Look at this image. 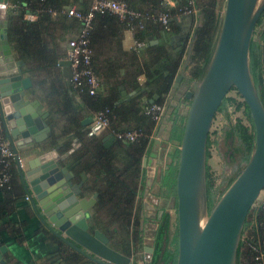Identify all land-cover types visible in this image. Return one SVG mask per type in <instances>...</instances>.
I'll use <instances>...</instances> for the list:
<instances>
[{"label": "water", "instance_id": "1", "mask_svg": "<svg viewBox=\"0 0 264 264\" xmlns=\"http://www.w3.org/2000/svg\"><path fill=\"white\" fill-rule=\"evenodd\" d=\"M7 1L0 0V118L16 165L19 162L18 150L29 157L27 164L30 170L24 173L18 167V176L35 216L80 256L76 264L82 261H87L86 264L149 262L151 247L142 246L139 257L135 253L127 256L108 247L101 232L88 231L89 216L84 208L94 203L96 193L88 200L77 198L76 195L83 191L85 175L79 173L81 180L75 182L73 169L77 161L64 163L79 146L77 138H73L70 147L61 154L55 149L40 151L43 148L41 143L50 135L45 122L48 112L42 111L36 100L27 98L31 93L28 91L30 80L22 76L6 38ZM263 9L264 0H224L220 25L206 68L198 80L192 81L193 87L182 94L189 102L175 174L173 201L177 252L174 264H235L242 223L248 209L264 189V108L252 84L247 64L249 40ZM57 64L62 68V75L68 77L69 61L62 59ZM180 78L179 72L170 92L177 87ZM231 86L248 107L254 128L253 145L247 162L206 212V136L215 110ZM155 97L148 102L152 103ZM176 102L172 100L170 105ZM80 124L89 126V135L100 129L99 125L92 124L90 116ZM113 140V136L107 134L102 137V144L107 147ZM156 144L157 141L153 140V150ZM49 187L51 189L46 192ZM6 250L1 244L0 264H10L4 255Z\"/></svg>", "mask_w": 264, "mask_h": 264}, {"label": "trees", "instance_id": "2", "mask_svg": "<svg viewBox=\"0 0 264 264\" xmlns=\"http://www.w3.org/2000/svg\"><path fill=\"white\" fill-rule=\"evenodd\" d=\"M86 1L88 2L87 7L85 5ZM121 1L131 9L139 10L146 15H155L165 9L170 16L168 19L170 27L175 21L174 14L177 13V7L186 5V0H175V6L167 7L162 4L163 0H133L137 4L139 3L141 7L132 4L131 2L133 1ZM8 2L13 6L8 7L6 11L7 38L11 43L14 53L27 66L32 62L49 60L48 55L45 51H42L38 42L41 32L44 31L46 24L51 20L50 17H53L52 15L54 14L58 17L62 15L65 17L64 11L67 7H74L81 12H85L91 0H8ZM192 5L196 8L197 20L199 22L195 29L194 41L188 62V76L193 81L200 78L210 59L220 25V16L217 12L218 0H192ZM26 14H33L36 16V19L33 21L27 20L23 17ZM108 16L112 17L113 15L108 12H96L91 21V27L95 19L103 20L109 18ZM74 20L77 22L78 27V21ZM122 23L127 28L126 22L122 21ZM255 26H259L260 30H258L256 38L252 37V31L248 44L247 64L252 84L264 108V77L262 71L264 52L262 53L261 47V43L264 42V9L258 15L254 24ZM157 30H162L158 22L145 19L143 20V27L133 31V37L144 42L146 35L152 34ZM88 36L90 46L91 29ZM154 51L156 60L166 58L163 49L157 48ZM177 67L178 58L175 61L172 60L155 66L153 75L147 76V82L144 87L140 88L142 89L141 92H146V99H150L156 94L157 97L153 102L159 104L164 102ZM69 88L65 87L64 90L66 91ZM229 91H233L234 96H228L227 93ZM82 93H84L82 94L83 104L88 109L98 110L108 108L113 129H138L144 135V137H140L139 141L133 142L114 139L109 147H104L100 138H96L94 135L88 136L86 132H81L80 123L76 116L77 107L72 104L70 98L61 99L60 101L61 114L65 113L68 115L69 127L74 130L75 136L82 141L83 149L80 155H78V158L81 160L80 171L90 175V190L97 192L96 207L94 209L96 216L90 223L88 230L98 229L107 238L106 245L108 247L121 254L130 256L142 248L141 230L137 226L136 201L140 188L141 159L146 151L149 150L152 143L149 136L152 134L154 128V123L143 113L142 109L143 105L148 102L146 100L142 103L143 105L137 102L129 104L130 108L136 109L137 112L139 110V113L135 117L136 124L133 127L126 128L118 125V121L123 113L119 106L116 105V99L102 97L97 91L94 96H90L85 92ZM228 108H232V111H240L242 118L234 119V123L224 133V140L232 136H236L239 139L242 145L241 160L246 163L253 145L254 128L248 107L233 86L222 97L215 113H225L226 116H229L228 113L226 114ZM185 115L186 113H180L177 108L173 107L169 116V119L172 120L170 138L176 140L177 146H179ZM244 120L247 124L242 123ZM173 133H176V135L174 136ZM209 135L208 132L205 142L204 167L206 212H209L212 205L216 202L213 200V182L206 164L208 148L211 145ZM178 154L179 150L177 147L172 157L173 164L170 163L166 167V170L171 169L169 174H172L173 185L170 186L172 188L170 192L164 193L165 200L169 196L174 197L175 195V174ZM8 170L11 177H17L13 159L10 161ZM164 179L165 176L162 177V185L166 184L167 180L164 181ZM169 182L168 180V184ZM11 190H14L13 187ZM11 190L5 191L9 197ZM154 219L156 221V228L152 233L153 237L150 244L152 253L149 262L145 264H174L177 252L176 216L172 235L169 234V215L163 208L159 214H155ZM130 225L134 227L132 236L129 233ZM41 231H44V234L58 245V250L64 253L62 254V262L72 264L78 262L80 256L73 249L46 230L41 229ZM251 246L255 247V250ZM259 251H264V208H260L254 204L248 209L242 223L236 247L235 264H260L254 259Z\"/></svg>", "mask_w": 264, "mask_h": 264}, {"label": "crops", "instance_id": "3", "mask_svg": "<svg viewBox=\"0 0 264 264\" xmlns=\"http://www.w3.org/2000/svg\"><path fill=\"white\" fill-rule=\"evenodd\" d=\"M8 3V1L5 3L6 11ZM131 3L141 7L135 1ZM85 5L87 7V1ZM52 16L50 17V22L46 24L44 31L41 32L38 42L42 51H45L48 55L49 60L32 62L26 66L14 53L8 38L7 42L11 47L14 61L21 69L22 76L28 77L30 80L31 87L28 91H31V93L27 98L29 100H36L41 105V110L48 112L45 122L49 126L50 135L41 143L43 148L40 151L55 149L61 154L70 147L72 139L77 138L79 146L67 157L64 163L70 160L77 161L73 169L75 172L73 180L78 182L81 180L79 173L82 172L80 171L81 160L78 158L83 149L82 141L75 136L74 130L69 127L68 115L65 113L61 114L60 101L61 99L70 98L72 104L77 107L76 116L79 123L87 116L91 117L94 110L88 109L83 104L82 94L84 93L72 88L68 79L69 76L64 77L61 66L57 64L58 61L65 59L66 36L67 33L76 31L78 28L77 22L72 17H64L63 15L58 17L55 14ZM23 17L30 21L36 19V16L33 14H26ZM198 23L197 12L193 15L182 14L175 18L171 27L168 25V28L164 29L161 26L162 30H157L152 34L146 35L143 45L138 48H133V33L131 34L124 27L121 20L113 16L103 20L95 19L91 27V66L99 81L97 93L102 97L116 99L115 103L123 113L118 121L120 127L128 128L136 124L135 117L139 113V110L137 112L136 109L130 108L129 104L131 102L142 104L146 100L148 102L149 99H146L145 96L146 92H141L142 89L140 88L144 87L147 82V76L153 75L155 66L172 60L175 61L178 58V67L175 75L180 72L181 78L177 87L172 92L169 90L164 98V102L161 103L164 111L160 120L154 123L153 132L150 137L152 143L153 140L157 141L156 147L153 150L151 143L149 150L146 151L141 159L140 188L136 201L137 226L141 230V246L150 247V238L147 236V231L155 227L153 222H149L150 217H147V210L153 209V216L162 211V208L157 210L152 202L144 201V199L150 193V189L153 186L154 173L162 167V164L164 165V162L165 166L158 180L159 186L157 188L161 190V192H158V196L164 198V193L166 192V189L161 184L162 176L166 167L170 163L173 164L172 157L175 149L178 147L176 140L170 138L172 120L169 119V116L173 107L177 108L178 111L180 110L182 100H184L182 94L192 84V80L188 76V62ZM157 48L165 51L164 56L166 58L156 60L154 50ZM63 87L69 89L65 91ZM154 95L157 97L156 94ZM172 100L177 101L176 104L170 105ZM80 130L91 136L88 134V125L80 124ZM107 134L108 131L105 129H99L92 135L100 138L102 141V137ZM18 153L20 169L26 173L30 170L27 164L29 157L24 156L21 150H18ZM14 166L17 177L10 176V187L8 189L0 188V245H4L7 249L4 253L6 257H4L10 264H29L30 262L31 264H72L62 262V254L64 253L58 250V245L50 240L44 234V231H41V229H44L52 234L35 216L28 199H25L26 195L24 194L18 176V166L15 162ZM83 173L85 181H90V175L85 172ZM11 186L14 190H11ZM50 189V187L47 188L46 192ZM162 189L164 190L163 192ZM6 190H11L10 197L7 196ZM91 193L92 190L89 189L87 192L82 191L76 197H84L88 200L92 196ZM165 201H167L168 205L170 201H173V196H169ZM84 210L88 213V221L93 215V206L85 205ZM133 231L134 227L130 225L129 233L131 236ZM136 254L140 256L142 249L137 250ZM85 262L87 263V261Z\"/></svg>", "mask_w": 264, "mask_h": 264}, {"label": "built area", "instance_id": "4", "mask_svg": "<svg viewBox=\"0 0 264 264\" xmlns=\"http://www.w3.org/2000/svg\"><path fill=\"white\" fill-rule=\"evenodd\" d=\"M162 4L167 6H175V0H163ZM8 3V7H12ZM108 12L115 18L125 21L127 30L133 33L136 29L143 27V20L149 19L158 22L164 29L168 28L169 14L165 9L157 14L146 15L139 10L131 9L121 0H91L87 11L81 12L74 7H67L64 11L67 17H72L78 21V28L74 32L67 33L66 50L64 57L69 61V82L72 88L85 92L90 96H94L99 86L97 76L94 74L91 66L92 49L89 46V31L91 29V21L94 14ZM175 18L182 14H194L196 8L192 5V0H186V5L177 7ZM53 13V12H51ZM135 21V23H134ZM143 42L133 38V48H138ZM143 113L149 117L153 123H157L164 111L163 105L158 103H145L142 107ZM91 122L99 125L100 129H105L114 139L121 141H139L144 137L140 130L125 129L116 130L111 127L108 108L94 110L91 116ZM151 135L149 136V138ZM13 159V153L6 139L4 127L0 118V188L8 189L10 187L9 165ZM18 167L20 163L18 162ZM27 199V197H25ZM255 205L264 208V192L256 200ZM255 250V247L251 246ZM260 264H264V251H259L255 258Z\"/></svg>", "mask_w": 264, "mask_h": 264}, {"label": "rangeland", "instance_id": "5", "mask_svg": "<svg viewBox=\"0 0 264 264\" xmlns=\"http://www.w3.org/2000/svg\"><path fill=\"white\" fill-rule=\"evenodd\" d=\"M259 1L260 0H258V2ZM223 8H224V0H218V11L217 12L220 16V21L222 17ZM258 30H260V27L255 26L253 29L252 37L254 38L257 37ZM261 47H262V53H263L264 52V42L261 43ZM262 71H263V77H264V53H263V58H262ZM263 85H264V82H263ZM192 87H193V84L189 86V89H191ZM227 95L234 96V92L229 91ZM188 102H189L188 99L182 100V105L179 110L181 113L183 114L186 113ZM227 113L229 116H226L225 113H215V115L212 118L209 130H208L210 134L209 136L211 140V145L208 148V157L206 160V164L208 166L209 173L211 175L212 182H213L214 202L217 200V198H219V196L225 190L227 185L231 182L230 180L232 178H235L239 170L245 164L244 161L241 160L242 145L239 139L236 136H232L228 138L227 140H224V133L225 131L229 129V126H231L234 123V119L242 118L241 112L232 111V108H228L226 114ZM242 123L247 124L245 120L242 121ZM176 133L175 134L173 133V135L175 136ZM164 166H165V162H164V165L162 164V167L159 168V170L154 173L153 186L151 187L150 193L146 196L144 201L152 202L157 210L160 208H163L164 211L168 213L169 220H170L169 234L172 235L173 229H174V223H175V210H174L175 202L170 201L167 205L166 203L167 201H165L163 197L161 198L160 196H158V192H161V190L157 188L159 186L158 180L160 178L161 172H163ZM170 172H171V169H168V170L165 169L164 171L165 175L162 176V177L165 176L164 181L167 180L166 184L162 185L163 188L166 189V192H170V189L172 190L170 186L173 185V178L171 176L172 174L171 175L169 174ZM168 180L170 181L169 184H168ZM163 191L164 190L162 189V192ZM263 192H264V189L259 192L258 197L261 196ZM256 202L257 201H255V203ZM151 210H147L146 214H147V217H150L149 222L151 221L150 223L153 222L155 224V227L152 228L154 231V229L156 228V221L153 216L154 210L153 211ZM152 229L150 231H147V236L150 238L149 239L150 244L152 242V237H153Z\"/></svg>", "mask_w": 264, "mask_h": 264}, {"label": "flooded vegetation", "instance_id": "6", "mask_svg": "<svg viewBox=\"0 0 264 264\" xmlns=\"http://www.w3.org/2000/svg\"><path fill=\"white\" fill-rule=\"evenodd\" d=\"M1 32V31H0ZM6 38H7V20H6ZM88 189H90V183H89V181H84V183H83V192H87V190ZM89 191V190H88ZM93 193H96V195H95V199H94V203L92 204V206H93V209H95V205H96V199H97V192L96 191H92V193H91V195L93 194ZM92 217H91V219L90 220H88L87 221V224H88V227H89V225H90V223L93 221V219L95 218V214H94V212H92ZM89 229V228H88ZM94 230H97V231H99L98 229H93L92 231H89L90 233H92ZM99 232H101V231H99ZM102 233V232H101ZM103 234V233H102ZM104 235V234H103ZM107 239V238H106ZM77 264H79V263H77ZM81 264H86V262L85 261H82L81 262ZM145 264V263H144Z\"/></svg>", "mask_w": 264, "mask_h": 264}]
</instances>
